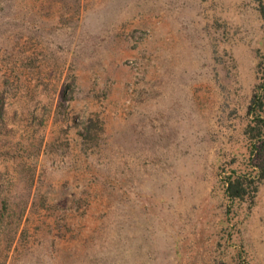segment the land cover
<instances>
[{
	"label": "rangeland",
	"instance_id": "374dc122",
	"mask_svg": "<svg viewBox=\"0 0 264 264\" xmlns=\"http://www.w3.org/2000/svg\"><path fill=\"white\" fill-rule=\"evenodd\" d=\"M262 6L0 0V264H264Z\"/></svg>",
	"mask_w": 264,
	"mask_h": 264
},
{
	"label": "trees",
	"instance_id": "16d2710c",
	"mask_svg": "<svg viewBox=\"0 0 264 264\" xmlns=\"http://www.w3.org/2000/svg\"><path fill=\"white\" fill-rule=\"evenodd\" d=\"M260 13L264 19V6ZM260 80L258 89L253 93L248 111L252 113L253 119L245 129V132L252 143L251 159L258 162L256 175L250 174H229L223 180L225 195L231 200H246L255 193L260 180L264 177V58L260 63Z\"/></svg>",
	"mask_w": 264,
	"mask_h": 264
}]
</instances>
